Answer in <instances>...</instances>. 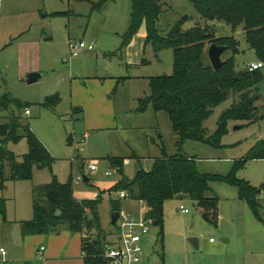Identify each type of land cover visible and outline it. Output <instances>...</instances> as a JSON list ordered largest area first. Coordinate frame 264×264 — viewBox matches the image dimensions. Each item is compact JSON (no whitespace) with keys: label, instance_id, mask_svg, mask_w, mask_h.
<instances>
[{"label":"rangeland","instance_id":"374dc122","mask_svg":"<svg viewBox=\"0 0 264 264\" xmlns=\"http://www.w3.org/2000/svg\"><path fill=\"white\" fill-rule=\"evenodd\" d=\"M160 2L163 11L157 26L161 35L178 24L188 29L206 23L189 0ZM130 5V0H116L92 11L90 2L82 0H0V96L9 92L27 104L28 115L24 114L25 108L18 111L13 106L14 113L20 114L23 124H29L53 157L56 180L65 182L71 175L73 195L78 200L101 197L97 210L100 224L108 232L112 231L110 199L120 200L123 212L138 217L142 214L135 200L120 199L118 191L109 188L123 176L132 180L138 168L150 170L155 159L178 151L169 116L154 111L150 104L138 109L140 99L149 93L148 78L172 73L173 53L170 48L155 53L152 46L145 45L144 24L121 46L129 25ZM210 25L216 36H232L238 41L236 49L240 52L233 56L236 70L257 62L241 26L232 29L219 21ZM76 40L93 44V49L71 56L68 43ZM230 56L228 49L222 60ZM31 72L44 75L29 83L27 75ZM257 87L256 106L261 115L264 77ZM55 93L60 96L58 105H39L45 96ZM232 100L230 96L214 107L204 122L210 136L220 113ZM5 115L0 109V117ZM225 129L219 146L184 141L182 152L193 158L198 174L226 176L235 163L244 161L250 148L264 139V118L255 122L230 120ZM7 148L19 156L28 152L25 138L8 143ZM107 156L125 159L128 164L118 171L108 163ZM91 163L96 170H90ZM235 176L260 187L264 182V158H247L235 169ZM50 178L47 168L34 165L30 180L6 181L1 195L6 198L8 216L30 218L31 188ZM206 192L218 199L217 224L206 219L203 209L188 195L165 200L160 237V229L151 227V244L145 248L147 254L161 255H156L151 264H264V223L239 197L237 187L216 180L210 182ZM259 203L264 220V195L259 196ZM182 208L188 211L184 213ZM189 238L196 239V247Z\"/></svg>","mask_w":264,"mask_h":264},{"label":"trees","instance_id":"16d2710c","mask_svg":"<svg viewBox=\"0 0 264 264\" xmlns=\"http://www.w3.org/2000/svg\"><path fill=\"white\" fill-rule=\"evenodd\" d=\"M82 1L90 2V8L94 11L100 10L105 2L116 0ZM189 1L206 21L204 25L182 29L178 24L161 35L157 26L163 11L160 0H130L129 25L122 36L123 47L144 24V44L152 46L155 53L166 48H170L173 53L172 73L148 78L149 93L140 99L138 109L143 110L150 104L154 111H163L169 116L178 151L175 155L155 159L150 170L138 168L132 180L123 176L122 180L109 188V191L124 189L129 199L143 200L154 227L160 229L159 237L163 227V202L177 195H188L203 209L206 219L217 224L218 199L208 196L206 192L210 182L216 180L234 184L239 197L251 208L254 216L264 223L260 217L259 203V196L264 195V182L256 188L235 176V169L247 158H264V139L251 147L244 161L235 163L226 176L198 174L193 166V158L182 152L185 140L219 146L230 120L255 122L264 118V113H257L256 106V96L259 97L257 85L264 77L263 67L257 70H249L247 67L236 70L233 56L240 52L236 49L238 41L232 36H216L210 25L213 21H219L232 29L241 26L246 44L264 66V0ZM213 43L231 51V56L223 61L219 70L211 67L206 52ZM230 96L233 100L220 113L215 132L210 136L204 122L212 115L214 107ZM59 101L60 96L55 93L45 96L39 105L53 108ZM13 106L19 111L27 104L11 97L9 92H4L0 96V109L7 115L0 117V191L4 189L6 181L30 180L34 165L39 169L47 168L51 174L49 182L32 187L33 215L31 219L20 222L22 232L27 235L46 234L65 225L70 232L83 234V264H105V259L101 257L102 246L113 235L116 225L110 223L112 231L109 232L101 226L97 210L101 197L78 200L73 195L71 175L65 182L56 180L52 172L53 157L29 124H23L20 114L14 113ZM22 138L26 139L27 153L19 156L8 150V143L18 142ZM106 160L121 171L122 159L107 156ZM5 202L6 199L0 195V215L3 221L6 219ZM120 209V200L110 199V210ZM55 210L61 211V214L55 215ZM158 256L161 257L160 254Z\"/></svg>","mask_w":264,"mask_h":264},{"label":"crops","instance_id":"0c3cea01","mask_svg":"<svg viewBox=\"0 0 264 264\" xmlns=\"http://www.w3.org/2000/svg\"><path fill=\"white\" fill-rule=\"evenodd\" d=\"M59 12L62 13V11H56L55 13ZM43 39H45V37ZM84 181L89 180L85 178ZM111 212L112 211L110 210V214ZM31 217L25 219L20 216L10 217L8 216V213H6L5 221L1 219L0 246H3L6 249V254L4 256L0 254V264H83L84 257L81 242L83 236L82 233H72L65 225H62L53 232L27 235L22 232L20 222L31 219ZM15 224L18 228L17 239H14L12 235L14 229L13 226ZM210 241H212L211 238ZM41 246L44 247V250L39 253V248Z\"/></svg>","mask_w":264,"mask_h":264},{"label":"built area","instance_id":"2783aa9c","mask_svg":"<svg viewBox=\"0 0 264 264\" xmlns=\"http://www.w3.org/2000/svg\"><path fill=\"white\" fill-rule=\"evenodd\" d=\"M69 54L71 56L76 55L85 50H92L93 44H86L83 40L70 41L68 43ZM249 70H257L263 66L262 61L249 63L245 65ZM29 109H24V114L28 115ZM123 165L128 164V161L122 159ZM90 170H96L95 164L90 165ZM108 172L106 173V175ZM76 181L80 180V177H76ZM119 198H128L126 190L118 191ZM136 202L141 206V216L135 214H129L128 212L119 211L118 219L115 222L116 229L112 236H110L108 242L102 246L101 257L105 259V264H151L156 253L147 254L145 251L146 246H150L148 240L151 227H154L152 219L148 214V209L145 206L143 200L139 199ZM188 209L182 208V212L186 213ZM157 240V236L155 237ZM212 240V239H211ZM44 247L39 248V253L43 252ZM0 254L4 256L6 249L0 246Z\"/></svg>","mask_w":264,"mask_h":264},{"label":"water","instance_id":"95a60500","mask_svg":"<svg viewBox=\"0 0 264 264\" xmlns=\"http://www.w3.org/2000/svg\"><path fill=\"white\" fill-rule=\"evenodd\" d=\"M226 51V47L222 46V45H217L215 43L211 44L208 48H207V56H208V60L209 63L211 65L212 68H214L215 70H219L221 69L222 65H223V60H222V55L223 53H225ZM42 75H44V72H31L27 75V81L29 83L35 82L37 80H39ZM83 180H85V177H83ZM55 215H60L61 211L59 210H55ZM119 216V211H112L110 214V223L113 225L115 224L116 220L118 219ZM149 215L146 214V217H148ZM204 217L206 218V214H204ZM13 236L15 239L18 238V228L16 226V224L13 226ZM190 241L194 244V246H197L196 243V239L194 238H189Z\"/></svg>","mask_w":264,"mask_h":264}]
</instances>
